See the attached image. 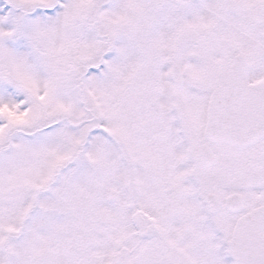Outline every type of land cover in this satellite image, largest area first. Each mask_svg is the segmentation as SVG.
Listing matches in <instances>:
<instances>
[{"label":"snow or ice","instance_id":"1","mask_svg":"<svg viewBox=\"0 0 264 264\" xmlns=\"http://www.w3.org/2000/svg\"><path fill=\"white\" fill-rule=\"evenodd\" d=\"M0 264H264V0H0Z\"/></svg>","mask_w":264,"mask_h":264}]
</instances>
